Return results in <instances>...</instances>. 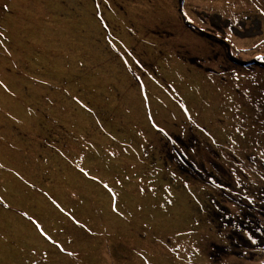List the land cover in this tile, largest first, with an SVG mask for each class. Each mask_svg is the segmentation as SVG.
<instances>
[{
	"label": "rangeland",
	"instance_id": "374dc122",
	"mask_svg": "<svg viewBox=\"0 0 264 264\" xmlns=\"http://www.w3.org/2000/svg\"><path fill=\"white\" fill-rule=\"evenodd\" d=\"M230 2L0 0V264H264L243 227L264 162H220L239 204L175 150L264 158V67L225 70L211 48ZM255 15L262 33L233 40L264 57Z\"/></svg>",
	"mask_w": 264,
	"mask_h": 264
},
{
	"label": "flooded vegetation",
	"instance_id": "af4514ba",
	"mask_svg": "<svg viewBox=\"0 0 264 264\" xmlns=\"http://www.w3.org/2000/svg\"><path fill=\"white\" fill-rule=\"evenodd\" d=\"M246 1H247V6L243 10V12H239L238 10L230 11L232 8V4L234 5L237 4L235 3V0H231L229 4V9H228L230 14L227 13V17L229 18L226 19V22L228 24L227 26L215 24L217 26L216 28L219 33H216V32L213 33L216 35V39H214L213 41L211 40L210 43H211V48L216 50V52L213 54L214 58H217L218 55L221 56V58L219 59L220 61H218L217 65L223 66L224 67L223 69L226 70L228 69V67H232L235 69L239 68L238 71L240 72L241 71H251V70L253 72H260L257 67H259L260 65L264 67V57L260 56L262 55V53L261 54L259 53L261 52L260 41L259 40L253 41L249 44L247 42L245 43L239 42V41L236 42L233 40L235 38H237L238 40L240 39L243 40L247 38L248 36L252 37V35H259L262 33L263 29L261 27V20L255 14H262L264 12V0H246ZM250 9H252V11H250ZM181 15H182L181 21H183L182 23H187L186 24L187 27L189 28L191 27L192 29L200 28L201 23L196 22L191 17H187L183 12L181 13ZM244 19H248V20L251 19V21L246 22ZM203 30H205V32L203 33L208 32L207 29H203ZM213 34L211 35L213 36ZM216 44L218 47L216 46ZM251 47H253L254 49L253 54L247 57H244L241 51L244 49H249V48L252 49ZM223 60H226L227 64L223 62ZM199 65L201 64L199 63ZM210 69L213 70L214 72L219 70V68L216 69L213 66H211ZM176 139H178L183 149L181 150V149L175 148V150L177 151L176 153L177 158H179V160H182L188 163H190L191 158L199 162L197 166L192 165L190 163L191 167L187 168V172L193 173L194 175L197 176V178L201 180L206 179L203 173L204 172L203 169L206 168L204 167V162L208 161L212 163V170L209 173V175H211L212 177H210L209 181L212 184L217 185L222 189L224 187L227 188L228 192L232 194L231 196L234 199H237L240 197V196L238 197L237 196L238 194L234 192L235 182L233 181L235 179H233V181L225 180V178L219 174V169L222 170V173H227V176H230L231 174L229 173L231 169H229L228 166L224 167L222 164H220V162L225 160V158H228L230 161H237V162L245 161L248 163L251 160H259L261 162H264L263 161L264 158L262 156L254 157L250 155L249 153H243L240 155H238L237 152H232L229 154L219 153L217 152L216 147H215V145H218L216 141H213V142L211 141V144H207V142L202 143L198 139H197L198 140L197 143L195 142L196 141L195 139H192V140L189 139V141L183 139L182 137L176 138ZM185 150H188V151H185ZM223 199H226V198H223ZM223 199L219 198V201H220L219 206H223V202H222ZM239 201H241V198H239ZM250 208L254 209V211H252ZM250 208L249 210L251 212H255V214L251 213L252 216L250 217L248 216V218H251V223L254 224V226H252V224L250 225L245 224L243 227L248 229L246 230V232L249 231L248 235L251 237L250 240L252 239L254 240L253 244H251L252 242L250 240H247V238L244 237V234L246 232L243 235L242 234L235 235L234 238L244 243H245V240H247V242L250 241L248 243L249 245L247 246H251V249H249L248 251L251 252V254H254L258 252L256 250V247L261 245L262 236L264 235L259 234V237H258V234L254 232L253 229L258 228L260 230H263L260 224L261 223L260 215L264 216V211L261 210L258 203L257 204L250 203ZM240 214L244 217H247L248 212L241 211ZM241 223H243V221ZM234 238H229V239L231 241H234ZM235 245H238V244L236 243ZM223 249L226 250L227 248H223ZM231 252L235 254H239V255H241V253H247V252H243L242 250H238V249H234Z\"/></svg>",
	"mask_w": 264,
	"mask_h": 264
},
{
	"label": "clouds",
	"instance_id": "9594fccd",
	"mask_svg": "<svg viewBox=\"0 0 264 264\" xmlns=\"http://www.w3.org/2000/svg\"><path fill=\"white\" fill-rule=\"evenodd\" d=\"M252 161V160H251ZM239 197V196H238ZM241 197V196H240ZM237 202L239 201V199L237 198V199H235Z\"/></svg>",
	"mask_w": 264,
	"mask_h": 264
}]
</instances>
